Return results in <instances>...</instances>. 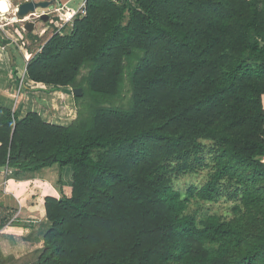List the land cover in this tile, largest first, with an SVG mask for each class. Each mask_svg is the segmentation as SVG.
Masks as SVG:
<instances>
[{
	"label": "trees",
	"instance_id": "obj_1",
	"mask_svg": "<svg viewBox=\"0 0 264 264\" xmlns=\"http://www.w3.org/2000/svg\"><path fill=\"white\" fill-rule=\"evenodd\" d=\"M26 72L89 102L68 126L0 102V170L73 167L25 262L264 264V0H88Z\"/></svg>",
	"mask_w": 264,
	"mask_h": 264
},
{
	"label": "crops",
	"instance_id": "obj_2",
	"mask_svg": "<svg viewBox=\"0 0 264 264\" xmlns=\"http://www.w3.org/2000/svg\"><path fill=\"white\" fill-rule=\"evenodd\" d=\"M17 1L8 0V3L12 8L13 3ZM64 3H67V0ZM45 26L44 23L37 22L36 28L39 27L40 30H36L34 33L39 34L45 29ZM8 56L0 44V102L11 109H14L12 108L14 104L13 111L18 112L20 118L25 117L29 112H37L44 119L48 116L53 117L42 113L38 104L33 102L30 109L24 113L21 106L27 93L23 92V88L25 87L30 92V87L34 88L29 82H25L29 86L24 85L23 88L18 85L17 93L13 97L15 100L13 104L9 103L15 90V83L19 82L17 79L23 70L18 67L15 54L13 64ZM13 65H16L18 69L16 75L13 73ZM25 74H27L26 71ZM28 79L30 78L28 77ZM22 82L24 83V80ZM31 83L37 82L31 80ZM9 84L13 92H8ZM48 121L50 122V120ZM6 170H0V264H30L25 262V258L35 249L43 246V235L50 227V222L45 215L46 197L60 198L61 190L68 195L70 188L66 190L65 184L61 180L64 168L60 169L57 165L38 172L14 173V171L7 170V172Z\"/></svg>",
	"mask_w": 264,
	"mask_h": 264
},
{
	"label": "rangeland",
	"instance_id": "obj_3",
	"mask_svg": "<svg viewBox=\"0 0 264 264\" xmlns=\"http://www.w3.org/2000/svg\"><path fill=\"white\" fill-rule=\"evenodd\" d=\"M26 0H21V2ZM60 1L65 0H58L56 4L50 5L48 8L39 9L38 13H41L42 11L51 12V14L55 18V23H48L47 26H45V29L42 30L39 34L34 33L33 31L29 32L27 30H24L21 27L22 23L14 22V18H12V21H9V23L3 27H0V37L3 38L6 41L5 44H1L2 48L8 53L6 50V46H10L13 49V52L16 57L17 65L20 69H22L21 75L18 77V81L15 83V90H11V85L9 84L7 87L8 92H13L12 96L9 100V103L13 104L14 102V94L17 93V87L20 85L22 88L23 86H29L26 85V83L32 84L33 87H30V90L23 88V92L26 94L24 97V101L22 103V110H24V113L28 111L31 107L32 102L34 104H38L40 110L44 114L52 115L46 117V121L50 120V122L65 124V125H71V122L74 121L75 118H77V115L80 116V111H84L85 104L89 102V98L84 99H76L73 92V87H67V88H61L59 91H49L52 89L58 88L56 85H45L43 83H31V80L28 79V75L25 74V71H27V64L32 60V58L42 51L45 44L51 39L55 34L59 35H67L70 34V32L73 30L74 22L76 20L73 19V22H69L68 24L62 25V22L59 20L58 17H56V10L62 8ZM18 2V1H17ZM81 3V0H75L74 2L70 3L69 6L71 8H77V6ZM12 14V13H11ZM11 14L9 16H11ZM128 14V12H127ZM20 17V16H19ZM80 17V15H78ZM30 17L27 18L29 20ZM25 23V22H24ZM39 28V27H38ZM36 28L35 26V32L36 30H40ZM41 28V27H40ZM9 55V54H8ZM10 58V56H8ZM11 61V59H10ZM26 62H28L26 64ZM26 65V68H24ZM24 68V69H23ZM82 74L87 73V69H82ZM107 71H104L100 77H104L106 75ZM26 76V77H25ZM24 80V83L22 82ZM26 80V81H25ZM125 83L126 86L122 92L123 95H126L127 92H129V85L128 83V76L127 71L125 75ZM26 82V83H25ZM17 85V86H16ZM31 86V85H30ZM46 89V90H44ZM129 95V93L127 94ZM83 96V94L81 95ZM12 108L15 109V106L13 104ZM12 109V110H14ZM49 122V121H48ZM264 161V159H263ZM56 166V165H54ZM58 166V165H57ZM53 167V166H52ZM60 168V167H59ZM64 175L62 174L61 180L66 186V190L69 188V194L71 191L72 186V174H73V167L71 165L64 167ZM7 171V170H6ZM11 171V170H8ZM7 171V172H8ZM12 172V171H11ZM15 173V172H14ZM24 173V172H21ZM49 174V173H46ZM34 175V174H33ZM207 177L206 172L202 173H187L186 175H179L175 176L173 178V185L180 190H186L191 183H198L199 185L205 182ZM32 186V185H28ZM231 206L232 204L228 201L221 200L219 202H204V201H193L190 203V209L189 212L197 211V214H213L218 213L225 217H231ZM35 251V250H34Z\"/></svg>",
	"mask_w": 264,
	"mask_h": 264
},
{
	"label": "built area",
	"instance_id": "obj_4",
	"mask_svg": "<svg viewBox=\"0 0 264 264\" xmlns=\"http://www.w3.org/2000/svg\"><path fill=\"white\" fill-rule=\"evenodd\" d=\"M75 0H67V3H64L60 1V4L62 6L61 10H56V17L59 18V20L62 22V25L68 24L70 21L73 22V19L77 18L78 15L83 16L87 13V1L88 0H81V3L77 6V8H71L69 6L70 3H72ZM113 2L116 5L123 6L127 4H132L134 0H109ZM21 1H18L17 3H13V7L11 8L9 14L11 16L4 17L2 13L0 12V27H3L9 23V21H12L11 19L14 18V22L24 23L28 17H19L17 14V7L18 4Z\"/></svg>",
	"mask_w": 264,
	"mask_h": 264
},
{
	"label": "water",
	"instance_id": "obj_5",
	"mask_svg": "<svg viewBox=\"0 0 264 264\" xmlns=\"http://www.w3.org/2000/svg\"><path fill=\"white\" fill-rule=\"evenodd\" d=\"M21 1V0H18ZM58 2V0H26L23 2H19L18 7H17V14L24 18V17H30L29 20H26L25 22V29L29 32L33 31L36 23L31 19V17H36V15H40L41 16V20L46 21L48 19V13L46 11H42L41 13H38L39 9H46L48 8L50 5L52 4H56ZM17 3V2H16ZM2 39L0 38V41ZM6 50L8 51V54L10 56L11 59V63H14V54H13V50L10 46H6ZM73 92L76 95H81L82 94V89L81 88H74Z\"/></svg>",
	"mask_w": 264,
	"mask_h": 264
},
{
	"label": "flooded vegetation",
	"instance_id": "obj_6",
	"mask_svg": "<svg viewBox=\"0 0 264 264\" xmlns=\"http://www.w3.org/2000/svg\"><path fill=\"white\" fill-rule=\"evenodd\" d=\"M48 19L46 20V21H44V20H41V16L40 15H36V17H31V19L30 20H32V21H34L35 23H37V22H41V23H44L46 26L48 25V23H55V20L53 19V18H55V14H54V16L51 14V12H49L48 13ZM26 23V22H25ZM25 23H22L21 24V27L24 29V30H26L25 29V27H24V25H25ZM34 31H35V28H34ZM33 31V32H34Z\"/></svg>",
	"mask_w": 264,
	"mask_h": 264
},
{
	"label": "bare ground",
	"instance_id": "obj_7",
	"mask_svg": "<svg viewBox=\"0 0 264 264\" xmlns=\"http://www.w3.org/2000/svg\"><path fill=\"white\" fill-rule=\"evenodd\" d=\"M11 10V5L8 3V0H0V11L4 17L9 16V12ZM15 20V19H13Z\"/></svg>",
	"mask_w": 264,
	"mask_h": 264
}]
</instances>
